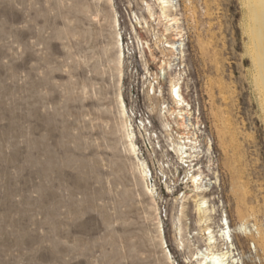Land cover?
I'll list each match as a JSON object with an SVG mask.
<instances>
[{"label":"rangeland","instance_id":"374dc122","mask_svg":"<svg viewBox=\"0 0 264 264\" xmlns=\"http://www.w3.org/2000/svg\"><path fill=\"white\" fill-rule=\"evenodd\" d=\"M147 4L162 23L176 19V39L167 41L182 43L157 79L161 95L154 78L166 43ZM171 5L164 20L158 0H0V264H195L190 253L205 245L189 201L183 222L195 245L177 246L185 171L176 177L177 157L154 112L163 103L173 109L169 75L188 101L185 123L194 130L191 109L203 130L195 162L211 182L215 224L227 217L236 264H264V81L252 58L248 0ZM119 92L155 202L126 149ZM148 114L152 127L141 123V131L136 122Z\"/></svg>","mask_w":264,"mask_h":264},{"label":"bare ground","instance_id":"6f19581e","mask_svg":"<svg viewBox=\"0 0 264 264\" xmlns=\"http://www.w3.org/2000/svg\"><path fill=\"white\" fill-rule=\"evenodd\" d=\"M158 2L160 4L161 16L164 18V20H167L169 16V7L172 6L171 0H158ZM247 10L250 12L251 26L254 27V31L251 30L252 36L250 37V40L252 41V46L255 48L252 58L254 59L255 64L259 66V71L262 76V80L264 81V0H248ZM147 13L148 20L155 22L152 26L153 30L162 25L163 30L161 34L163 37H165L166 44L164 43L165 46L163 45L161 50L164 58L160 60L158 59L156 62L158 71L154 78L156 80V84L158 85L156 89L159 92L158 95H161V86L158 84L157 79H164L165 75L168 74V71L171 69L170 59L175 53V51H177L178 47H181L182 43L179 42L178 44H176V42L170 43L167 41V39H171L173 35V26L171 25L173 23H176V19L174 17L169 19L173 20L174 22L168 24L167 20V22L162 23L160 17H154V12L149 8L148 4ZM143 21V23H145V25L148 27L146 20L143 19ZM138 23L140 24L139 20ZM114 24L118 26L117 19L114 20ZM116 35L117 38L115 40V47L117 48V68L121 76V67L123 61L122 40L119 33L116 32ZM157 39V43H160L161 39ZM172 39L176 38L174 37ZM143 43H145V47L148 50L149 57L155 62L156 57L149 44L147 43V41ZM262 89L264 93V83H262ZM156 90L155 85L151 84L150 91L148 90V93L151 92V94L153 95ZM168 92L173 104V109H168V107L163 103V106L158 109L157 112L154 110H152V112L154 111L158 114V117L160 118L159 120L162 124L161 126L163 127L164 131L168 136L167 141H170V151H172V153L175 154L177 157L176 163L178 165L175 166L174 170L176 177L178 178L179 168L185 171L184 177L182 179L184 180L183 183L185 184L186 189L184 188L185 190L180 194L176 195L175 197V201L179 204V209L177 211V215H175L176 218L173 222V228L175 232L174 234L177 235V246L180 249H184L186 247L189 248L190 245H195L191 242V238H193L192 235H190V233H186L188 230V226L186 225L187 222H183L184 218H186L187 215V204L189 201H191L194 205V213L196 214L195 222H197L198 225V229L196 232H194V235H196L198 239L201 238L203 240L205 247H203L204 249H201L200 247L198 248L195 245L196 251L190 253V261L194 262L195 264H236L238 260L235 257L236 254L234 255L233 249L235 245L232 240L231 228L227 217L223 215L220 221L215 224L216 221L214 222V215L216 214V209L214 205H210L209 200L206 197V192L209 191L211 182H208V180H206V174L204 175V172L200 170L199 167L196 168L197 163L195 162V160L198 157L197 148L199 147L198 142H200L197 133L202 134L203 130L200 125H198V122L193 123V121L191 120V109L190 114L188 115V121L190 122V124H192V129L195 126L193 130L195 133L191 130L190 126L185 123V113L189 108V104L181 89V82L179 81V78L169 75ZM117 97L119 103V114L122 118L121 123L122 128L124 130L126 149L128 153L132 155L136 160V166L140 178L144 183L146 194H148L149 197L155 202V188L154 186L150 187L147 184V179L151 178V171L145 160L138 156L139 148L136 145V136L133 127L131 125L127 126V121H130V117L128 116V114H126L127 110L121 92L118 93ZM150 116V114H148V116H139V121L136 123H138L137 126L141 131H143L142 125L143 127L148 125L152 127V122L148 119ZM132 117L135 118L134 113L132 114ZM174 132L175 135L173 134ZM150 137L151 136H149V138ZM164 176L166 177V174H164ZM166 188L169 195V193L172 192V187L170 188L169 186H166ZM156 210L157 208H155V211ZM156 225L160 242L163 244L165 243L163 237L164 228L162 227V220L158 216H156ZM240 228L242 234L244 235L252 233V230L247 229L245 226H241ZM255 231L257 237L262 240L263 237L260 235V232L256 228ZM166 252L168 253V255H171L169 250H167Z\"/></svg>","mask_w":264,"mask_h":264}]
</instances>
